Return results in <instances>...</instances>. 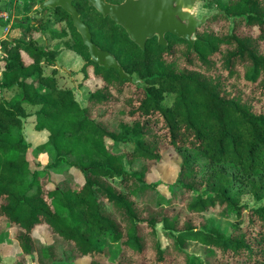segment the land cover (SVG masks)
Instances as JSON below:
<instances>
[{"label": "trees", "instance_id": "trees-1", "mask_svg": "<svg viewBox=\"0 0 264 264\" xmlns=\"http://www.w3.org/2000/svg\"><path fill=\"white\" fill-rule=\"evenodd\" d=\"M214 2L219 12L194 45L168 34L167 46L154 37L145 49L87 1L75 3L93 42L143 85L94 62L71 15L52 9L70 32L67 48L85 61L87 106L58 86L57 68L43 74V65L57 67L64 46L28 40L39 26L20 21L24 38L2 41L0 242L18 244L17 264H264V0ZM26 106L39 107L35 129L49 133L38 147L50 161L44 168L29 157ZM169 150L179 171L162 203L161 183L148 176ZM247 194L263 204L240 205ZM217 209L236 217L231 235L206 218ZM40 226L51 243L35 235ZM190 243L207 255L189 253Z\"/></svg>", "mask_w": 264, "mask_h": 264}, {"label": "rangeland", "instance_id": "rangeland-1", "mask_svg": "<svg viewBox=\"0 0 264 264\" xmlns=\"http://www.w3.org/2000/svg\"><path fill=\"white\" fill-rule=\"evenodd\" d=\"M40 0H37L38 2ZM2 8H8L12 16L15 17L18 22L25 21L28 23H35L40 28V32L35 33L33 37L28 38L35 45H45L46 43L50 45H56L61 43L63 45L62 52L60 53L57 59V67H52L49 65H43V74L45 76L53 75L54 68H57L56 79L58 86L63 89H70L75 92L76 99L81 103L82 106H87L88 99L90 97L89 85L85 84V75L82 72L84 66V59L78 55L76 52L71 51L67 48L70 42V32L65 24V22H59V18L56 17L54 11L50 8H45L44 10L40 9L39 5L35 7L32 6L31 0H2L0 2ZM219 12L217 4L213 0H197L195 13L198 18L204 16H209ZM10 23L9 26L12 27L11 33L9 36H3V26H0V36L4 39L10 37L23 39V25H16L15 22ZM52 30L59 31L63 33L64 36L62 39H56L53 37ZM2 44V42H1ZM3 45V44H2ZM4 50V48H3ZM6 56L4 50V58ZM1 61V58H0ZM133 82L136 84H142V80L139 79L138 75L134 74L132 76ZM16 90V89H15ZM13 91H6L3 93L4 97L11 99L14 94ZM174 101L173 95H166L165 104L170 106ZM31 116L26 120L25 123V137L31 145L29 151V157L32 161L33 168H44L50 161L48 155L39 151L38 147L47 141L49 133L40 132L35 129L36 122L34 120L33 114L39 109V107L26 106ZM129 149L133 148V145L128 146ZM129 168L128 164H126ZM72 171V170H71ZM179 171V158L174 150H169L164 154L163 160L160 164L154 167L151 174L148 176L150 182H160L161 185L158 187L159 191V200L162 203H165L172 194L171 185L175 182ZM76 175V178L82 182V174L73 170ZM57 179H62V176ZM240 205H246L249 208H258L263 203H258L251 195H243L239 198ZM206 218L213 222V225L218 228L222 233L231 235L233 233L232 226L237 222L236 217L232 216L231 218H224L219 215V210L212 211L210 210L206 213ZM159 236L161 238L162 244L164 247L168 246L167 238L164 236V231L162 226L157 227ZM35 235L40 238L42 241L47 243L52 242V238L49 234V231L45 226H40L36 229ZM189 253L195 256L205 257L207 255V247H204L198 243H190L187 246ZM21 253V250L18 244L9 245L8 243L0 242V264H17L18 255ZM29 264H36L34 259L29 260ZM57 264H66V263H57ZM67 264H89L87 259H80L74 263Z\"/></svg>", "mask_w": 264, "mask_h": 264}, {"label": "water", "instance_id": "water-1", "mask_svg": "<svg viewBox=\"0 0 264 264\" xmlns=\"http://www.w3.org/2000/svg\"><path fill=\"white\" fill-rule=\"evenodd\" d=\"M75 0H44L40 9L61 8L68 12L74 27L81 35L89 50L91 59L107 69H115L121 77L132 80L109 51L102 50L94 42L89 26L81 19ZM104 17H111L122 26L131 40L145 49L148 40L155 36L159 44L167 46L166 34H172L194 45L197 30L214 14L198 18L195 10L197 0H125L121 4H112L106 0H88Z\"/></svg>", "mask_w": 264, "mask_h": 264}, {"label": "built area", "instance_id": "built-area-1", "mask_svg": "<svg viewBox=\"0 0 264 264\" xmlns=\"http://www.w3.org/2000/svg\"><path fill=\"white\" fill-rule=\"evenodd\" d=\"M1 1L2 0H0V2ZM6 7L2 8L0 5V26H3V36H2L3 38L5 36L10 35L11 27L9 26V24L14 22V17L12 16L11 12ZM2 37L0 36V58L1 60L3 59L2 57L4 56L3 45L1 44Z\"/></svg>", "mask_w": 264, "mask_h": 264}, {"label": "flooded vegetation", "instance_id": "flooded-vegetation-1", "mask_svg": "<svg viewBox=\"0 0 264 264\" xmlns=\"http://www.w3.org/2000/svg\"><path fill=\"white\" fill-rule=\"evenodd\" d=\"M44 1V0H43ZM79 1H81V0H75L74 2H73V5L76 7V5H75V3H79ZM84 1H87V4L90 6V4H89V2H88V0H84ZM107 2H109V3H112V4H121V3H123L125 0H106ZM41 4V3H40ZM90 7H92V6H90ZM77 8V7H76ZM93 8H95V7H93ZM50 9H52V8H50ZM58 9V8H57ZM78 9V8H77ZM96 9V8H95ZM43 10V9H42ZM97 10V9H96ZM79 11V10H78ZM98 11V10H97ZM99 12V11H98ZM103 16V15H102ZM80 17H81V15H80ZM104 17V16H103ZM109 17V16H108ZM108 17H104V18H108ZM72 18V17H71ZM111 20H112V18L111 17H109ZM82 19V18H81ZM73 21V20H72ZM115 22V21H114ZM116 23V22H115ZM117 24V23H116ZM74 25V24H73ZM119 25V24H118ZM166 35H168V34H166ZM155 37H157V36H155ZM158 38V37H157ZM165 38H166V36H165ZM153 39V38H152ZM158 41H159V39H158Z\"/></svg>", "mask_w": 264, "mask_h": 264}, {"label": "crops", "instance_id": "crops-1", "mask_svg": "<svg viewBox=\"0 0 264 264\" xmlns=\"http://www.w3.org/2000/svg\"><path fill=\"white\" fill-rule=\"evenodd\" d=\"M5 1H7V0H5ZM15 18V17H14ZM15 22L16 23H18V20L15 18ZM11 30H12V27H11V29H10V33H11ZM42 132H44V131H42ZM45 132H47V131H45Z\"/></svg>", "mask_w": 264, "mask_h": 264}]
</instances>
